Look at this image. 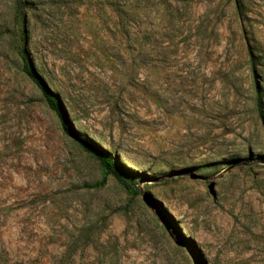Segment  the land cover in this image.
I'll use <instances>...</instances> for the list:
<instances>
[{"label": "rangeland", "instance_id": "374dc122", "mask_svg": "<svg viewBox=\"0 0 264 264\" xmlns=\"http://www.w3.org/2000/svg\"><path fill=\"white\" fill-rule=\"evenodd\" d=\"M23 1L0 0V264H264V0H135L129 33L120 0Z\"/></svg>", "mask_w": 264, "mask_h": 264}, {"label": "trees", "instance_id": "16d2710c", "mask_svg": "<svg viewBox=\"0 0 264 264\" xmlns=\"http://www.w3.org/2000/svg\"><path fill=\"white\" fill-rule=\"evenodd\" d=\"M135 0H120L119 5L120 9H118V13L120 15V25L123 30L128 31V25L130 23V18L132 17V10H133V3ZM235 3V7L239 16H245V8L247 6L246 0H233ZM17 9L23 10L25 5L23 0H16ZM23 22L24 19H23ZM26 31L24 32V34ZM27 52L23 50V61H24V71L25 73L33 80V82L42 90L44 98L48 106L57 114L59 117L64 130L77 142H79L82 147L90 153L101 165L103 170L104 177L113 176L115 177L125 188L131 192H135V187L130 184L131 180L133 179L132 174L120 163L116 156H113L107 150L92 144L87 139L81 137L79 133L73 130L71 127L67 114L62 107L61 101L57 95L53 92L48 90L45 85L43 84L37 70L33 65L30 63L29 59L27 58ZM251 61L254 65L258 64L257 57L251 53ZM258 108L260 112H262V102L258 101ZM160 211V210H159ZM166 223L170 230L174 232V227L170 224L168 220Z\"/></svg>", "mask_w": 264, "mask_h": 264}]
</instances>
